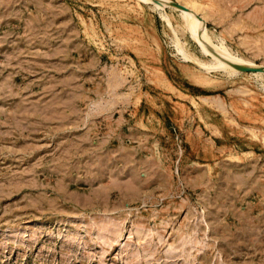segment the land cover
Instances as JSON below:
<instances>
[{"label":"rangeland","instance_id":"1","mask_svg":"<svg viewBox=\"0 0 264 264\" xmlns=\"http://www.w3.org/2000/svg\"><path fill=\"white\" fill-rule=\"evenodd\" d=\"M161 1L0 0V264H264V0Z\"/></svg>","mask_w":264,"mask_h":264},{"label":"bare ground","instance_id":"2","mask_svg":"<svg viewBox=\"0 0 264 264\" xmlns=\"http://www.w3.org/2000/svg\"><path fill=\"white\" fill-rule=\"evenodd\" d=\"M151 1L155 2V3L158 2V4H160V5L167 4L165 1H161V0H151ZM185 7L187 8L188 6H185ZM185 9L181 8V10H180L181 11L180 13L182 14V17H183L185 23L187 25H189L195 33H197L198 35H200L202 37L203 41L205 43H207L209 49L215 55H217L219 58H225L226 59L224 64L219 63L218 61L214 62L213 67L215 69H220V68H224V67H236V66L239 67V65L241 64L240 63L241 61L234 59V58H230L229 52L223 47V45L213 43L211 41V39L208 37V35L206 34L204 25L202 23L196 21V17L194 15V12H192V11L190 12V10H189L190 8L187 10H185ZM203 68L207 69L208 65L203 64ZM259 69H261V67Z\"/></svg>","mask_w":264,"mask_h":264}]
</instances>
